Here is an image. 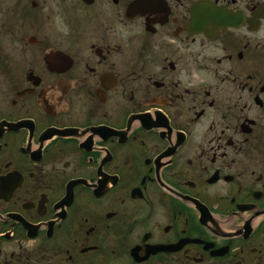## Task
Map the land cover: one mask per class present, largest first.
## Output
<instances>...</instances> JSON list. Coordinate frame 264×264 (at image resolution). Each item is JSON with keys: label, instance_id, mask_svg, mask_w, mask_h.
<instances>
[{"label": "flooded vegetation", "instance_id": "af4514ba", "mask_svg": "<svg viewBox=\"0 0 264 264\" xmlns=\"http://www.w3.org/2000/svg\"><path fill=\"white\" fill-rule=\"evenodd\" d=\"M0 264H264V0H0Z\"/></svg>", "mask_w": 264, "mask_h": 264}]
</instances>
